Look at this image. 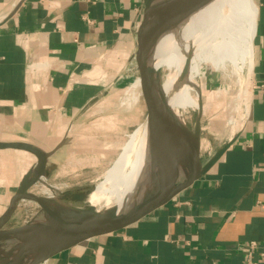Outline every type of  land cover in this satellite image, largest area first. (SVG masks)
Here are the masks:
<instances>
[{
	"label": "crops",
	"instance_id": "0c3cea01",
	"mask_svg": "<svg viewBox=\"0 0 264 264\" xmlns=\"http://www.w3.org/2000/svg\"><path fill=\"white\" fill-rule=\"evenodd\" d=\"M251 3L247 110L242 114L241 107L237 128L205 160L199 149L203 175L117 235L38 264H245L252 241L264 246V0ZM143 9L144 0H0V141L32 143L48 153L33 192L45 194L47 181L52 188L65 184L57 169L75 144L70 127L109 83L133 74ZM35 162L28 151L0 149V213ZM33 206L40 211L21 200L19 216Z\"/></svg>",
	"mask_w": 264,
	"mask_h": 264
},
{
	"label": "water",
	"instance_id": "95a60500",
	"mask_svg": "<svg viewBox=\"0 0 264 264\" xmlns=\"http://www.w3.org/2000/svg\"><path fill=\"white\" fill-rule=\"evenodd\" d=\"M210 1L169 0L154 5L150 0H144L143 15L136 29L135 49L132 54L130 101L137 124L136 129L143 128L147 133L149 156L148 169L143 172L142 177L143 188L140 189L132 213L106 225L91 227L80 232L64 229L59 224L57 228H49L43 223L36 222L33 217L22 224L9 226L8 222L18 203L23 199L36 203L41 211L49 208L52 197L31 190L45 173L48 153L28 142L0 141V149H22L36 157L35 164L23 174L8 204L0 213V264H38L72 247L117 235L148 217L203 175L207 167L202 166L199 154L201 110H198L192 132L182 136L179 141L186 152V161L182 163L166 132L162 111L152 105L146 95V87L152 72L147 53L153 42L169 26ZM226 147L227 145L214 155L209 165L217 160ZM182 167L187 169L185 177H180ZM59 213L56 214L58 222Z\"/></svg>",
	"mask_w": 264,
	"mask_h": 264
},
{
	"label": "bare ground",
	"instance_id": "6f19581e",
	"mask_svg": "<svg viewBox=\"0 0 264 264\" xmlns=\"http://www.w3.org/2000/svg\"><path fill=\"white\" fill-rule=\"evenodd\" d=\"M167 1L169 0L160 2ZM244 11L247 13V25L242 29L239 18ZM253 20L254 13L250 0H211L169 26L148 50L147 60L152 67L150 81L155 89V105L162 111L166 132L182 163L186 161V152L179 141L182 136L188 134L189 128L188 119L180 110L182 112L186 108L197 110L200 106L198 62L206 55L217 59L229 57L234 60L240 54L241 57H246V60L249 59L250 70ZM176 31L177 36L174 33ZM162 53L164 67L169 70V82H165L164 85L166 69L156 68L154 65ZM133 134L134 132L129 140L133 138ZM141 137L143 141L134 145L119 163L114 162V166L103 173V177L96 184H89L56 196L57 202L62 206L59 211L60 227L80 232L106 225L135 210L143 183L138 184L133 190L132 188L148 169V139L147 133L143 130L137 138ZM186 175L187 169L182 167L180 177ZM86 197L87 205L79 206Z\"/></svg>",
	"mask_w": 264,
	"mask_h": 264
},
{
	"label": "rangeland",
	"instance_id": "374dc122",
	"mask_svg": "<svg viewBox=\"0 0 264 264\" xmlns=\"http://www.w3.org/2000/svg\"><path fill=\"white\" fill-rule=\"evenodd\" d=\"M150 1L155 5L161 0ZM250 6H252L251 0ZM246 15L247 13L244 11L239 18L242 29H245L247 25ZM174 33L177 36V31ZM163 56L162 53L154 65L156 68L166 69L167 76L163 80L164 85L165 82H169V70L164 67ZM131 60L133 62V59ZM248 60L246 57H241L240 54L234 60L229 57L217 59L206 55L198 62L200 106L197 110L192 108H186L184 112L180 110V113L187 117L189 132H192L198 110H201L199 145L202 160L208 157L209 152L212 153L225 142L232 131L237 128V122L242 113L241 107L244 108L243 104L249 88ZM128 75H132V73L130 71L123 72L116 81L109 83L80 112L78 120L70 127L68 136L70 141L75 144L68 156L60 160L59 169H57L59 173L57 181L65 184H58L55 189L47 185L48 181L44 185L45 189L43 188L46 193L42 195L52 197L49 208L39 211L34 206L24 207V214L27 213V209L30 213L21 217L19 213H21L22 207H18L13 220L9 222L10 224L33 217L36 222L43 223L49 228H57L59 222L56 219V214L62 206L57 202L56 196L89 184H96L103 177V173L114 166V162L115 164L119 163L124 154L128 153L134 145L143 141L142 137H133L129 140L137 128V124L130 101L132 80L127 77ZM146 95L150 103L155 105V89L150 80L146 87ZM141 117L143 119V115ZM183 141L185 142L184 139ZM140 183H143L142 179L134 185L135 187L133 186L132 190ZM51 189L54 192H51ZM87 203L88 197L79 203V206H85Z\"/></svg>",
	"mask_w": 264,
	"mask_h": 264
},
{
	"label": "built area",
	"instance_id": "2783aa9c",
	"mask_svg": "<svg viewBox=\"0 0 264 264\" xmlns=\"http://www.w3.org/2000/svg\"><path fill=\"white\" fill-rule=\"evenodd\" d=\"M250 249L245 264H264V246H259L252 241Z\"/></svg>",
	"mask_w": 264,
	"mask_h": 264
}]
</instances>
